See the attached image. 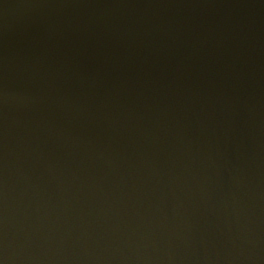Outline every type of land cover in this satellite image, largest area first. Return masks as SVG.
<instances>
[{"label": "water", "instance_id": "water-1", "mask_svg": "<svg viewBox=\"0 0 264 264\" xmlns=\"http://www.w3.org/2000/svg\"><path fill=\"white\" fill-rule=\"evenodd\" d=\"M0 264H264V0H0Z\"/></svg>", "mask_w": 264, "mask_h": 264}]
</instances>
